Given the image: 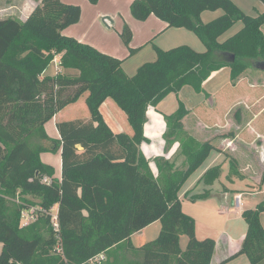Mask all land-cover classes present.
<instances>
[{
  "label": "trees",
  "instance_id": "16d2710c",
  "mask_svg": "<svg viewBox=\"0 0 264 264\" xmlns=\"http://www.w3.org/2000/svg\"><path fill=\"white\" fill-rule=\"evenodd\" d=\"M88 1L95 4L98 0ZM258 1L264 5V0ZM129 8L137 20L153 14L167 27L192 32L205 50L196 51L186 44L163 49L153 44L155 59L128 75L120 59L62 34L79 20L78 4L40 0L24 20L8 19L0 24V264H82L100 253L107 256L100 264H116L111 255L124 248L131 249L133 256L124 264H210L215 240L196 237L195 221L183 212L179 193L215 146L184 130L182 119L189 110L179 101L174 112L163 115L162 136L167 147L179 142L183 165L178 168L169 159L155 157L154 176L140 148L148 140L144 136L147 110L186 85L204 93L203 82L222 67H229L234 85L249 66L264 63V12L250 16L232 0H132ZM218 9L221 15L202 21L203 11ZM237 21L242 27L219 41ZM119 36L133 54L136 49L130 47L128 24L124 23ZM55 57L59 61L55 73L44 74ZM85 93L89 118L56 123L60 139L53 141L50 150H60L61 174L53 177L54 168L40 157L49 149L34 140L49 139L45 123ZM106 99L125 113L131 135L113 132L106 123L100 112ZM228 163L226 178L239 177L236 160L231 157ZM140 174L148 181L142 190V213L134 221ZM43 175L51 177L50 183L40 181ZM220 175V164L209 167L198 180L207 188L192 194L188 190L183 196L192 202L207 199L208 187ZM260 182L264 183V170ZM154 189H159L163 204L147 218L148 198H153ZM27 194L38 200L28 199ZM35 205L44 211L56 206V233L48 215L20 226L22 210ZM263 211L264 199L241 211L246 231L229 259L245 255L249 264L264 260ZM156 218L160 224L157 236L134 246L131 222L137 229ZM181 235L187 237L184 249L179 243ZM57 244L61 253L56 252Z\"/></svg>",
  "mask_w": 264,
  "mask_h": 264
},
{
  "label": "crops",
  "instance_id": "0c3cea01",
  "mask_svg": "<svg viewBox=\"0 0 264 264\" xmlns=\"http://www.w3.org/2000/svg\"><path fill=\"white\" fill-rule=\"evenodd\" d=\"M62 1L64 3L78 4L81 8L79 20L76 23L65 27L62 30V34L66 36L74 37L80 42L87 43L93 46L94 48H96L102 53H105V54H108V55H111L113 57L120 59L121 66L123 70L125 71V73L128 75L134 74L137 67L143 63L141 62V60L144 59L142 58L144 57V50H147L146 51L147 55L150 56L149 59H153V60L155 59L156 54L153 49V44L163 49H169L181 43H188V45L196 51L203 50L202 43L199 41V38L195 34L191 35L190 33L192 32L184 28L167 27V24L165 21L159 19L153 14H150L145 20L135 19L131 15L130 8H129L132 0H98L97 3L95 4H91L88 0H62ZM39 2L40 0H35L34 5L32 6L28 5L27 2H24L23 8H26L27 12L24 15V18L22 20H24L30 14L34 6L38 4ZM261 7L264 9L263 4L261 5ZM208 12H211V11H203L201 13V19L203 22H207L219 15L216 13V11H212V13H210L211 15H205ZM124 23L128 24L132 31V39L130 42V47L136 49L133 54H129V49L122 43L120 36H119V32L122 26L124 25ZM204 50H205V46H204ZM58 63H59L58 58L55 57L54 60L49 64L47 69L44 71V74L53 75L56 71V68H58ZM227 70H229V74H230V69L227 66L222 67L221 69L212 72L211 75L203 82L204 91L206 90L205 88L207 84H210L211 82H213L212 80L217 78L222 71L226 72ZM244 78H245V73L243 72L242 75L239 77L238 81L236 82V84L232 85L231 82H227L226 84L228 85L230 84L229 86L232 87L233 90L235 89L238 90L240 88L239 85L242 83ZM224 85L225 83L221 84V86H224ZM254 85H255L254 82L247 81V86L249 89H254ZM186 86H183L177 94L182 95V92L185 90ZM220 88H221L220 86L216 88L217 91L215 90V93L214 92L213 93L207 92V93H209V95H219L218 93L220 91L219 90ZM255 93L257 96L253 98L250 91L246 92L244 101L245 102L255 101V103H258L264 99V92L256 91ZM85 96H86V93L82 95L77 101L83 100L85 102ZM161 102H159L157 106L155 107H152V106L149 107L147 110V121L144 125V136L148 140L145 142H142L140 145L142 152L149 160V165H150L151 171L154 176H156L157 174L155 164H152L154 163L152 161L155 157L160 156V157L169 159L173 161L175 163V166L178 168L182 167L183 161H184V156L179 151L178 141L173 142L169 147L166 146L165 148V140L163 139V136H162L163 132L165 131V121L163 118V115L165 113L158 108ZM182 103L185 104L184 102ZM72 104L73 103L69 105H72ZM69 105L65 106L61 111L56 113L52 119H50L49 121L45 123L44 129L49 139H52L55 141L60 139V135L56 127V123L58 121L76 119V118H73V119L67 118L69 116L67 115V113H64V110H66V108ZM106 106H113V103L109 101L108 99H106L100 106V112L104 120L106 121V123L109 125V127L112 129L113 132L123 131L124 128H122L118 123L113 126L108 122L103 112V108ZM188 110H189L188 114L185 115L182 119L183 128L191 136H193L196 140L199 141V139L196 138L195 132H194V130H196L197 128L198 129L201 128L202 131H207V132H210V130H212L213 128V131L221 132L220 125H221L222 120L219 116L218 117L215 116L214 119L211 118L213 116H209L208 113L204 114V116H201V113L203 111H200L201 113H198V118L196 120L195 117L190 115V111L192 110L190 109ZM239 113H240L239 111H238V114L237 112H235V115L239 116ZM263 113H264V103L263 105H261L260 109H258L252 115L251 119L247 120L246 125L248 126L249 124H251L252 126V123L254 122L256 123L257 121L255 120H257L258 117ZM199 117L200 119L202 118L201 121L199 120ZM88 118L89 117H85L83 120H87ZM211 120L212 121L215 120V122L212 125V127L208 128L210 130H206L205 124L207 122L209 123ZM188 121H190L192 124H189ZM261 121L263 122L264 120H261ZM157 122H160L159 129H157ZM239 127L240 126H236V128H239ZM260 129H262L261 130L262 132L259 131ZM237 132H241V131H238V130L235 131V135L233 137H225L223 135L222 137L223 140H220L218 144L213 143V141H216V140H213L212 137L206 136L203 139L204 141L205 140L210 141L215 146V149H214L215 154L210 157L209 156L211 154L210 152L208 157L204 160L203 163H205L209 157H210V160L205 165H203L202 163L201 166L202 165L203 166L202 167L199 166L201 168L198 171H196L198 169L197 168L194 171L195 173L194 172L192 173L193 177L191 178L189 177L186 180V182L183 184L180 190V193H179V196L182 202V210H184L185 206L192 208L196 204H201L200 202H205L210 197L217 198L215 196L217 193V188H220V191L223 190L224 192L220 193L218 198L220 200L221 199L225 200V203L221 205L219 204L220 208H218L217 210L222 212V214L226 216H229L232 213H235L236 216H241V211L243 210V208L241 206L236 207L234 204L233 198L236 194L241 193L242 190L239 188H233L232 185L234 183H237L234 181L235 179H238L239 181L240 180L248 181V179L253 178L249 174L246 176V174L244 173V170H248V172L252 171L253 169H255L254 168L255 165L257 164L261 165L263 163L264 156L262 155V150L264 149V134H263L264 126L263 124H260L258 122L257 127L255 124V126L246 128V134L248 136L250 135L252 136L253 134H256V135L259 134L257 135L259 136L257 137L259 142L249 143V145L241 144L242 145L241 146L240 144L237 145L236 142H234L239 136ZM43 154H46L45 157H43ZM226 154H230L237 161V165H238L239 177L235 179L230 178L229 179L230 181L226 179V175H227L226 170L228 167ZM40 157L44 163L49 164L54 168L55 173L53 177L60 178V174H61L60 150H57L56 155L53 154L52 150H47L45 152H42ZM177 164L179 165L177 166ZM217 164L221 165V175L211 186L208 187L210 189V196L207 199L197 200L195 202H192L187 197L183 196L184 192L188 190H190L192 194V193H200L198 192L200 189L207 188L206 186L203 185L202 182H199L198 180L206 169H208L211 166L217 165ZM245 183L247 187L251 186L250 183H247V182ZM242 204H243V201H242ZM188 215L191 216L192 214L188 213ZM157 219L158 218L152 220L151 222L143 226L140 229L139 233L137 234H140L151 223L154 224L155 222H158ZM260 220H261L262 225L264 226V222H263V218L261 214H260ZM241 231H243L242 228H241ZM245 231L246 230H244L241 233L240 237H238L235 242L233 241V239L228 237L226 233H223L224 245H223V248L220 249L219 255H217V249H218L217 240L214 239L215 248H214V252H213L210 264H226L229 261L236 260L237 258H241L242 255H238L232 259H229V257L234 255L238 251L240 243L244 237ZM131 240H132V235H131ZM1 246L2 245L0 244V247ZM248 264H249V261H248Z\"/></svg>",
  "mask_w": 264,
  "mask_h": 264
},
{
  "label": "rangeland",
  "instance_id": "374dc122",
  "mask_svg": "<svg viewBox=\"0 0 264 264\" xmlns=\"http://www.w3.org/2000/svg\"><path fill=\"white\" fill-rule=\"evenodd\" d=\"M232 1L239 8H241L244 13L250 16H256L257 14L264 12L263 11L264 9L261 7L262 4L258 0H232ZM24 2H27L28 5L32 6L34 5L35 0H0V24L4 23L8 19L10 21H15V19L22 20L24 18V15L27 12V9L23 8ZM215 11L219 15L223 13L221 9H218ZM210 13H212V11L208 12L205 15H211ZM241 27H242L241 21L235 22L227 31H225L221 36H219L218 40L222 42L229 36H232ZM262 30L264 32V24L262 26ZM190 34L194 35L192 33ZM181 44L188 45V43H181ZM181 44H178V45H181ZM202 47H203L202 51H204L203 43H202ZM146 51L147 50H144V57H142L144 59L141 60V62L143 63L153 60V59H149L150 56L147 55ZM262 63L263 62H259L255 65H251L244 71L245 78L243 79L242 83L239 85L240 88L238 90L237 89L233 90L232 87L229 86L230 84L229 85L226 84L227 82H230L229 70H227L226 72L222 71L217 78L212 80L213 82L206 85V88H205L206 90L204 93H201V94L196 93L192 89V87L186 86L185 90L182 92V95H178L177 93H170L159 104L158 108L162 110L165 114H170L174 112L175 109L178 108V102L182 101L185 103L184 106L192 110L190 111V115L195 117L196 120L198 118V113H201L200 111H203L201 113V116H204V114H207V113L209 114V116H213L211 117L213 119L215 116L217 117L219 116L222 120L221 125H220L221 132L213 131V128L212 130L208 129L209 127H212V125L215 122V120L213 121L211 120L209 123L207 122L205 124L206 125L205 129L210 130V132L202 131L201 128H200L201 130L198 128L194 130L195 136L196 138L199 139V141H204L203 139L206 136H208V137H212L213 140H216V141H213L214 144H218L220 140H223L222 138L223 135L225 137H233L235 135V131L238 130L241 132H237L239 136L234 141L236 142L237 145L238 144L249 145V143L259 142L257 139V137H259L257 135L259 134L257 135L253 134L252 136L251 135L248 136L246 134V128L255 126V124L257 127L258 122L260 124H263L264 126V121L263 122L261 121V120H264V113L261 114L257 120H255L257 121L256 123L255 122L252 123V126L251 124L247 126L246 123H247V120L251 119L252 115L258 109H260L261 105H263L264 103V99L261 102L255 103V101L245 102L244 97L246 95V92H249V91L252 94L253 98L257 96L255 93L256 91L264 92V68H261ZM64 71L75 73L74 70L71 71L70 69L69 70L66 69ZM247 81L254 82L255 84L254 89L248 88ZM223 83H225V85L221 86V84ZM219 86L221 87L219 89L220 91L218 90L219 95H209V93H207V92L215 93L216 88H218ZM67 92H71V90ZM205 93H207L208 95L206 96ZM108 100L113 103V106H106L103 108V112L108 122L113 126L118 123L122 128H124L123 131H119V132H125L128 135H131L132 129L127 122L125 113L111 99H108ZM238 111L240 112L239 116H236L235 112H237L238 114ZM64 113H67V115L69 116L67 118H72V119L73 118L84 119L85 117H89L88 109L86 108V104L83 100H79L73 103L72 105H69L66 108V110H64ZM201 119L199 117L200 121ZM188 123L192 124L190 121H188ZM236 126H240V127L236 128ZM159 128H160V122H157V129ZM261 130L262 129H260L259 131L262 132ZM53 141L55 140H52V139H47V140L35 139L34 140L35 143H40L49 150L54 145ZM165 148H166V143H165ZM214 151L215 150L211 151V154L209 155L210 157L215 154ZM53 154L56 155L57 151H53ZM45 155L46 154H43V157H45ZM262 155L264 156V149L262 150ZM210 157L207 159L205 163H203V165H205L210 160ZM231 157L232 156L230 154H226L227 163H228L229 158ZM152 162H154V159ZM178 165L179 164H177V166ZM201 167H198L196 171H198ZM254 168L255 169L249 172L248 170H244V173L246 174V176L249 174L250 176L253 177L250 179L247 178L248 181L247 180L239 181L238 179H235L237 178V176L231 177L232 179H235L234 180L235 182H237L232 185L233 188H239L242 190L241 193H242L243 204L241 207L243 209L253 208L256 203L264 199V183L260 182V177L264 170V161L261 165L259 164L255 165ZM226 171H227L226 173L228 174L229 163H228V167ZM191 177H193V174L190 176V178ZM147 181H148L147 178H145L141 174L139 175L138 184H137L138 193H137V198H136L135 205H134V216H133L134 221L138 220L140 217V214L142 213L143 207L141 206V203H142L143 196H144L143 191L145 190V183ZM245 182L250 183L251 186L247 187ZM154 183H156V181H153L151 184H154ZM155 190L157 189H154L152 191L153 198H148V202L151 204V206H148V208H150L151 210H149V212L147 210V214H146L147 218L154 216L153 215L154 212L159 210L161 207L160 205L163 204L159 198L160 197L159 189L157 190V195L155 193ZM203 190L204 189L202 188L198 192H202ZM223 192H224L223 190L220 191V188H217V193L215 195L217 198L210 197L207 201L200 202L201 204H196L192 208L185 206L183 210V212L186 214L188 213L192 214L191 217L194 219L195 227H196L195 235L198 239H203L205 237H211L217 240V248H218L217 255H219L220 249H222L224 245L223 233H226L227 236L233 239V241L235 242L236 239L240 237L241 233L244 230H246V223L241 216H236L235 213H232L229 216H226L222 214V212L217 210L218 208H220L219 204L221 205L225 203V200L223 199L220 200L218 198L219 194ZM155 196H157V199H155ZM25 197L33 201L38 200L37 197L30 195V194L25 195ZM215 203L217 204V206ZM261 216L264 222V211L261 213ZM134 221L131 222L132 243L134 246H139L142 243L152 240L157 236L159 229H160V224L158 222H155L154 224L151 223L140 234H137L139 233L141 227L135 229ZM241 228L243 231H241ZM43 235L46 236L47 232L44 231ZM186 242H187V237L185 235H181L179 243L182 249L185 248ZM111 257L115 259L116 264H124L126 261H129L133 257L132 250L126 249V248H124L123 250L120 249V251H116L115 253H113ZM106 259H107V256H106ZM226 264H248V260L246 256L242 255L241 258H237L236 260L229 261ZM261 264H264V260L261 262Z\"/></svg>",
  "mask_w": 264,
  "mask_h": 264
},
{
  "label": "built area",
  "instance_id": "2783aa9c",
  "mask_svg": "<svg viewBox=\"0 0 264 264\" xmlns=\"http://www.w3.org/2000/svg\"><path fill=\"white\" fill-rule=\"evenodd\" d=\"M42 183H50L51 177L43 175L40 178ZM234 204L236 207L242 206V193L236 194L233 198ZM16 201H18L16 199ZM40 215H48L49 223L52 227V230L56 233L59 230L58 217H57V208L53 206L48 211H44L40 206H32L26 209H23L21 212L20 226H26L30 223L36 221ZM56 252L61 253L62 248L59 244L56 246ZM106 260L105 253H100L93 258L89 259L86 263L82 264H100Z\"/></svg>",
  "mask_w": 264,
  "mask_h": 264
},
{
  "label": "water",
  "instance_id": "95a60500",
  "mask_svg": "<svg viewBox=\"0 0 264 264\" xmlns=\"http://www.w3.org/2000/svg\"><path fill=\"white\" fill-rule=\"evenodd\" d=\"M261 68H264V63H262V66H261ZM79 146V145H78Z\"/></svg>",
  "mask_w": 264,
  "mask_h": 264
}]
</instances>
